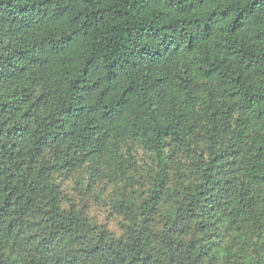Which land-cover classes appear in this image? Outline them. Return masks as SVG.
Wrapping results in <instances>:
<instances>
[{"label":"trees","instance_id":"obj_1","mask_svg":"<svg viewBox=\"0 0 264 264\" xmlns=\"http://www.w3.org/2000/svg\"><path fill=\"white\" fill-rule=\"evenodd\" d=\"M0 264H264V0H0Z\"/></svg>","mask_w":264,"mask_h":264},{"label":"rangeland","instance_id":"obj_2","mask_svg":"<svg viewBox=\"0 0 264 264\" xmlns=\"http://www.w3.org/2000/svg\"><path fill=\"white\" fill-rule=\"evenodd\" d=\"M94 211H95L96 216L99 217L100 220H102V222L104 220H106L105 219L106 218V215H105V213H103L104 212V209L97 208V209H94ZM116 226H117V221L116 220H111L110 227L111 228H115Z\"/></svg>","mask_w":264,"mask_h":264}]
</instances>
